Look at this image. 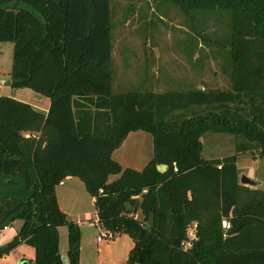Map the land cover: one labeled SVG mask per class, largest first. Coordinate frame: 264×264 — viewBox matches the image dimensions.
Instances as JSON below:
<instances>
[{"label": "trees", "instance_id": "obj_1", "mask_svg": "<svg viewBox=\"0 0 264 264\" xmlns=\"http://www.w3.org/2000/svg\"><path fill=\"white\" fill-rule=\"evenodd\" d=\"M169 1L228 16L230 90L113 94L110 0H0L9 85L50 102L43 113L0 95V232L22 221L0 258L23 242L31 264H63L64 226L79 264L81 228L55 193L77 177L105 234L131 237L127 264H264V190L241 185L236 168L239 154L264 156V0ZM136 132L153 137L142 170L112 155ZM206 133L233 136L235 154L205 159Z\"/></svg>", "mask_w": 264, "mask_h": 264}, {"label": "rangeland", "instance_id": "obj_2", "mask_svg": "<svg viewBox=\"0 0 264 264\" xmlns=\"http://www.w3.org/2000/svg\"><path fill=\"white\" fill-rule=\"evenodd\" d=\"M110 10L113 94L232 88L227 15L196 12L190 16L169 0H110ZM13 51L12 43L0 42V95L20 97L36 105V92L9 85ZM39 106L45 108L40 102ZM127 137L126 143L112 153L113 159L123 168L142 170L153 156V137L147 132L130 133ZM202 141L205 159L233 154V136L206 133ZM58 193L59 207L70 220H78L81 228L79 264H127L133 247L131 237L121 234L97 240L105 231L97 222L93 200L82 181L74 177L60 186ZM15 222L13 230H18L19 222ZM59 228L67 244V229ZM15 231L1 235L0 247L7 244L4 236ZM34 251L21 242L0 258V264H31Z\"/></svg>", "mask_w": 264, "mask_h": 264}, {"label": "crops", "instance_id": "obj_3", "mask_svg": "<svg viewBox=\"0 0 264 264\" xmlns=\"http://www.w3.org/2000/svg\"><path fill=\"white\" fill-rule=\"evenodd\" d=\"M162 92H164V91H162ZM162 92H160V93H162ZM36 94L37 93L34 94L36 96L34 98V101H35L36 105L35 104H30V103H28V104L32 105L35 109H37L39 111H42L43 113H46L48 111V109H49V106H50L49 99H47V98H45V97H43L41 95H36ZM10 98H13L16 101L18 100V101L26 103L20 97H10ZM39 102L43 103V105H45V108L40 107L39 106ZM125 143H126V141L124 142V144ZM234 149H235V146L233 147V154H231V155L235 154ZM224 156H228V155H223V156H218V157H224ZM218 157H208L206 159H218ZM236 168L238 170L239 183H240L241 176H245V177L251 179L254 182V184H255L254 186H249V185H245V184H241L240 183L241 185L246 186V187H248L250 189H253V190H255V189L264 190V156H260V155H257V154H255L253 156V155H250L249 153H247V154H239L237 156ZM71 179H73V178H67V179H65L64 181H62L60 184H58L56 186L55 193H57L58 205H59V202H60L58 189H59L60 186L66 185L67 181H70ZM92 200L94 201L93 197H92ZM77 221L78 220H76V222ZM18 222H19L18 230H16V229H15L16 231L13 230V225L16 223V222H14L11 226H7V227H5V229L3 228V230L0 232V238H1V235L4 232L8 233L10 231H13V232L15 231V234L14 233H12V234L10 233L9 236L8 235L4 236V238L6 239V242L7 243L10 242L13 239V237L17 234V231H19V228L21 226L22 221L21 222L18 221ZM58 229H59L60 254L62 255V257H66V253H67L66 248L68 249L67 244L66 243L64 244V241H66V238H64V240H62V232L60 231V228H58ZM81 243H82V240H81ZM34 254H35V251H34Z\"/></svg>", "mask_w": 264, "mask_h": 264}, {"label": "built area", "instance_id": "obj_4", "mask_svg": "<svg viewBox=\"0 0 264 264\" xmlns=\"http://www.w3.org/2000/svg\"><path fill=\"white\" fill-rule=\"evenodd\" d=\"M222 224H223L224 227H229V225L225 221H222ZM191 225L192 226L188 230V238H189V241H192V240L196 239V237H195V230H196L197 225H196V223H193ZM4 229H5V227H4ZM103 238L110 239L109 235L104 234V235H102L100 237H97V240L98 241H102ZM187 247H190L189 242H187L186 245H185V248H187Z\"/></svg>", "mask_w": 264, "mask_h": 264}, {"label": "water", "instance_id": "obj_5", "mask_svg": "<svg viewBox=\"0 0 264 264\" xmlns=\"http://www.w3.org/2000/svg\"><path fill=\"white\" fill-rule=\"evenodd\" d=\"M0 82H3V81H0ZM165 169H166V165L158 167V170L160 172H164ZM240 183L241 184H245V185H249V186H254L255 185L254 182L251 179H249V178H247L245 176H241ZM62 262H63V264H68L67 258L66 257H62Z\"/></svg>", "mask_w": 264, "mask_h": 264}]
</instances>
